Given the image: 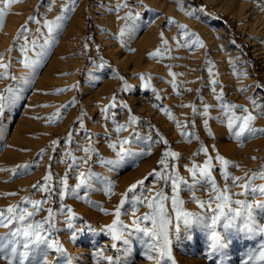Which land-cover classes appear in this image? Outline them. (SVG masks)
<instances>
[{
  "label": "rangeland",
  "instance_id": "374dc122",
  "mask_svg": "<svg viewBox=\"0 0 264 264\" xmlns=\"http://www.w3.org/2000/svg\"><path fill=\"white\" fill-rule=\"evenodd\" d=\"M125 4L127 7H123ZM68 5L69 0H15L11 4L0 0L4 12L0 65L6 66L0 67V75L5 77L0 79V95L11 88L18 96L14 106L0 118V128L4 129L0 137V211L8 215L6 209L10 207L23 210V222L17 212L12 227H0V264H96L94 256L97 264H159L163 237L158 239V228L144 222L154 209H161L168 222L176 264H264V135L245 134L240 142L235 141L216 99L223 92L228 103L238 106L233 110L236 115L245 114L240 108L257 115L258 110L250 103L253 96L264 107V0H77L64 28L51 36L45 22H54ZM130 11L140 15L131 22L136 32L131 37L126 35L125 46L120 43V33L123 15ZM190 12H195V18L189 16ZM181 25L196 33L204 46L195 50L178 46L184 44ZM152 31H159V36L163 33L161 40L168 41L167 49L160 48L161 40L157 42V51L164 49L158 51L157 58L153 55L157 51L141 56L137 44ZM50 39L55 42L46 63L33 78L24 66L29 61L27 55L32 50L40 53ZM101 60L103 69L97 67ZM116 76L124 77L135 91L121 92L123 80ZM140 76L145 79L140 80ZM48 77L56 84L50 90L42 88ZM211 79L217 80L215 94ZM145 83L148 90L143 89ZM152 88L161 97L159 102ZM60 90L67 91L56 94ZM114 102L116 107L112 108ZM123 103L129 105L139 122L137 129L117 134L111 119H104L102 109L108 108L107 115L115 113L116 123L123 124L129 117V110L120 106ZM205 103L211 106L209 128L215 139L209 137L203 119L194 115L191 107L202 110ZM157 105L169 109L180 127ZM252 126L264 128V118L257 115ZM134 131L139 132V139ZM185 131L187 137L181 135ZM149 135L152 142L146 140ZM161 136L167 139V146L160 141ZM129 138L132 144L128 150L137 155L128 157L120 167L101 163V158H117L108 144ZM150 143L152 154L138 155L146 152ZM202 146L208 147L213 157L215 188L208 178L199 173L193 178L187 170L194 164L203 167L207 157L197 155ZM83 147L95 149V153H83ZM164 150L179 153L178 158H169L167 171L159 165ZM69 151L77 157L72 169L71 157L66 155ZM217 154L229 161L227 180L221 175ZM25 165L29 166L27 170ZM154 171L161 173L155 179ZM66 172L69 194L63 201L65 211L71 207L83 219L78 221L76 241L62 223L70 217L58 216L59 197L63 195L59 181ZM49 173L53 177L51 189L44 193L39 188L46 185ZM81 174L86 184L78 194L94 198L93 202L84 203L70 195L78 184L74 177ZM173 179L177 188H173ZM134 183L136 193H128ZM127 195L136 198V209H132L131 202L120 208ZM43 200L48 202L40 205ZM100 207L112 214L104 215ZM117 210L122 212L121 239L114 241L104 232L117 219ZM53 211L56 215L50 221ZM86 222L91 231L84 230ZM40 224L44 239L39 241L34 236L25 237L20 230ZM82 240L87 248L80 243ZM53 241L61 251L49 246ZM149 256L153 259H147ZM161 264L172 262L164 259Z\"/></svg>",
  "mask_w": 264,
  "mask_h": 264
},
{
  "label": "snow or ice",
  "instance_id": "6c2138e0",
  "mask_svg": "<svg viewBox=\"0 0 264 264\" xmlns=\"http://www.w3.org/2000/svg\"><path fill=\"white\" fill-rule=\"evenodd\" d=\"M15 2V0H8V3L11 4ZM77 0H69V5L64 7L61 11H62V15L58 16L56 18V20L54 22H45V27L47 28L48 33L54 37V34L63 29L65 26L66 21L69 19L68 17V13L72 11V9L76 6ZM143 6V5H141ZM123 7H127V4H125ZM183 11V8L181 9ZM190 17L195 18V12H190L188 13ZM139 13H136L135 15H133V13L130 11L128 12V14L123 17V19H125L126 23L124 28L121 30V38H123L126 34L131 37L133 35H135L136 32V26L132 23V21H135L136 19L139 18ZM34 19V18H33ZM4 23V12L2 10H0V27L3 26ZM169 24H175V21H169ZM181 28V34L184 37V44L183 45H178L181 47H187L189 49L195 50V48L200 47L202 48L204 46L202 39L196 35V33L194 32H189L187 29L184 28V26H180ZM161 37L163 39V33H161ZM54 39H50L48 41L45 42L44 45H42V51L40 53L37 54L36 59L31 60V61H27L25 63V67L29 68L31 73H32V77L34 78L37 75V70L38 68L44 63L45 57L49 54V50L52 46V44L54 43ZM35 43V42H33ZM120 43L126 46V41L124 39L120 40ZM233 43H235L233 41ZM163 46L165 49H167L168 47V41L164 40L163 41ZM128 51H132L131 49H128ZM154 56L159 55V52L154 53ZM105 66L104 61L101 60V63L99 65H97L98 68L103 69V67ZM0 67H6L3 65H0ZM210 74H211V69H208ZM173 76H175V73L172 74ZM5 78L4 75H0V79ZM115 78L123 80V86L121 88V92L123 93H132L135 91V86L131 85L128 83V81L126 79H124V77L122 76H116ZM140 80H144L145 77L140 76L138 77ZM212 88L211 91L213 92V94L216 93V86H217V80L216 79H211L210 81ZM256 87H261L259 85H257ZM149 85L148 84H144L143 85V89L144 90H148ZM264 90V89H262ZM67 90H60V92L56 93V94H62L63 92H66ZM242 92H247L248 89H242ZM151 92L153 95H155L156 101H160L161 97L156 93V89L152 88ZM218 103V108L219 110H221L223 112L224 117H226V127L227 130L233 134L235 141L240 142L241 138L245 135V134H250L251 136H258V135H264V128L261 129H257L255 127H253V123L257 120V115L264 118V107L261 106V104L259 103V101L256 99L255 96L250 98V103L253 105L254 109H257V115H253L252 112L249 111L248 108H240L239 110L242 113H245L244 115H236L235 112L233 111L234 109H237L238 106L235 104H231L228 103L225 99H224V94L223 92H221L217 97H216ZM18 100V96H16L12 89H8L7 90V94L5 95H0V118H3L5 111H9L14 104L16 103V101ZM115 100V98H114ZM202 100V98H201ZM203 102V101H202ZM75 103V102H73ZM122 108L124 109H128L129 110V117L126 123H116V114L112 113L111 116L107 115V113L109 112L108 108H104L102 109V112L105 113L106 115L104 116L105 120H109L111 119V121L114 123L115 125V132L117 134H120L124 131H128L129 129H131V131H133L134 129H137V125L139 122V118L136 115H132L131 114V109L129 108V105L127 103H123L120 105ZM158 107H160V110H162L165 114V116L172 121L174 124H176L177 127H180L179 123L176 121L175 117L171 114L169 109H165L160 105H157ZM112 108L116 107V103L114 102L111 105ZM194 115H199L203 121H204V128L207 131L208 135L210 138L215 139V136L213 134V132L211 131V129L209 128V120L211 119L209 117V111L211 106L207 105L206 103L204 104V107L202 110L198 109L195 106H191ZM221 124L225 123V120L221 119L220 120ZM80 127H84L83 123L80 122ZM238 129V130H236ZM235 130V131H234ZM149 133L151 134V130L149 131ZM4 134V129L0 128V137H2ZM159 135V133H157ZM133 135L137 137V139L140 138V134L138 131H134ZM182 136L187 137L189 135V133L187 131L182 132L181 133ZM195 139H199V137L195 134H193ZM68 142H71V135H69V137L67 138ZM146 140L148 142H152V136L149 135ZM160 141L163 142L164 145H168V141L167 139H165L164 137H160ZM191 142V141H189ZM132 144V139H125V140H121L119 141V143H110L108 144V148L111 150V152H113L115 154V156L117 157L116 159H110V160H104L103 158H101V163L102 164H106L108 166H113V167H120L123 164H125L127 162V158L131 157L133 155H137L136 153H132L130 152L129 146ZM82 152L83 153H88V152H92L93 154L95 153V149H92L90 147H83L82 148ZM209 149L206 146H202L199 150V152L197 153V155H199L200 153H203L207 159L203 165V167L201 168L199 165H195L192 168H188L187 170L189 172L192 173L193 178H195L197 176V174L199 173L200 176H204L206 178H208L211 183L212 186L215 188L216 187V182H215V178L212 174L211 169L213 168V157L211 155L208 154ZM150 154H152V149H151V143L149 146V149L146 152L143 153H139L138 155H142L144 157L149 156ZM43 155V153L41 154ZM67 156L71 157V163H69V169H72L73 166L77 165V157L71 152L69 151L67 154ZM179 153L175 152V151H170V150H164L163 154H162V158L159 159V165L162 166V169H165L167 171V169L169 168V158H178ZM215 159L219 162V165L221 167V175L222 177L227 180L229 178V172H228V168H229V161L227 159H225L223 156L217 154ZM64 161L62 160L61 163H63ZM25 170L28 169L29 166L25 165L23 166ZM80 165L78 164V166L76 167V170H79ZM175 167V165H173V168ZM13 172H15V170H13ZM160 171H154L152 174V178L155 179L157 177L160 176ZM94 175V173H89V176ZM169 175H171V173H169ZM77 181L78 184L76 185L75 190H73L70 195L73 197H76L78 200L83 201L84 203H88V197L86 195H79L78 193L81 190V186L86 184V180L84 178V176L78 175L76 177H74ZM52 174L49 173L46 177H45V182L46 185L43 187L39 188V191L44 192V193H49L50 192V185L52 182ZM59 183H61L63 185V195H60L59 200H60V215L61 216H68L70 217L69 220L66 221H62V223L67 225V228L71 231V238L73 241L77 240V234L79 233L77 231V227L80 225L78 221L83 220L81 217H78L77 214L73 211V209L71 207H68L67 210L65 211V205L63 203V201L65 200V197L67 194H69L67 192L68 188H69V176L68 173L66 172L65 175L63 176V179L61 181H59ZM142 183H144V180H142ZM141 187V185H140ZM178 185L175 182V179H173V188H177ZM136 189H137V184H133L128 188V193H136ZM262 191H264V189H262ZM108 192L109 194L112 193V188L109 187L108 188ZM51 196V195H49ZM48 201L47 200H43L40 202V205L42 204H46ZM131 202V207L132 209H136L137 208V202H136V198L133 197V195H131V198L129 199L128 195L125 196V198L120 202V208L123 209L125 207L126 203H130ZM199 203V202H198ZM40 205H37V207L39 208ZM201 206H203L201 204ZM149 207H152V205H149ZM8 215H5V211H0V227L2 228H10L12 227L15 223H16V213L20 212V217L19 219L23 222V210L20 209L19 207L17 208H8L6 209ZM99 211L101 213H103L104 215H109L112 213H108L103 207L99 208ZM53 215H56V213L53 211L49 214L50 216V221H51V217ZM122 215V212L120 210H117L114 212V216L117 218L114 222L111 228H108L106 226V231L104 232V234H106L107 236L110 237L111 240H120L121 239V232H120V228L122 227V225H120V217ZM186 215H190V214H186ZM135 223L139 224V221H134ZM144 222H150L153 224L154 227L158 228V232L155 234L157 236V238L159 239L161 236L163 237V244L162 246L158 249V255L160 257V262L159 264H161V262L164 259H167L169 261L172 262V264H176L175 259L173 258L172 255V245H171V241L168 238V222L164 219L163 215L161 214L159 209H154L153 210V215L152 216H146L144 217ZM185 223H189V221L186 219ZM215 223V221L213 222ZM85 225H87V227L84 230L87 231H91V225L90 223L86 222ZM43 228V225H28L27 227H22L20 230H22L23 235L25 237H35V239L37 241L44 239L41 229ZM137 230H141V229H137ZM49 232L53 231V228H49L48 229ZM80 243H82L84 245L85 248L88 247V244L86 243L85 240L80 241ZM51 248H53L55 251L59 252L62 249H60L57 246V243L55 241H53L50 245ZM94 259L96 261L97 264V260L94 256ZM147 259L152 260L153 257L149 256L147 257ZM45 264H47V262L45 261Z\"/></svg>",
  "mask_w": 264,
  "mask_h": 264
},
{
  "label": "bare ground",
  "instance_id": "6f19581e",
  "mask_svg": "<svg viewBox=\"0 0 264 264\" xmlns=\"http://www.w3.org/2000/svg\"><path fill=\"white\" fill-rule=\"evenodd\" d=\"M123 17H124V15H123ZM125 23H126V21L123 23V25L121 26V30L124 28V26H125ZM129 23H131V22H129ZM14 33V32H13ZM127 35V34H126ZM126 35L123 37V39H125V37H126ZM160 34H159V31H152L151 33H149L146 37H145V39H143V40H141L140 42H138L137 44H139V52L141 53V56H144V54L146 55V53L147 54H151L152 52H154V51H157V42L158 41H160L161 39H162V37L161 36H159ZM9 37H11V36H9ZM161 37V38H160ZM160 38V39H159ZM126 40H128V38H126ZM162 41V40H161ZM163 42V41H162ZM158 44H160V43H158ZM161 45V44H160ZM159 45V46H160ZM163 47V44L161 45V47L160 48H162ZM164 48V47H163ZM165 49V48H164ZM164 49H158V51L159 50H164ZM157 51V52H158ZM161 52V51H160ZM165 54H166V51L164 52ZM163 53V54H164ZM37 54V52H35L34 50H32L31 52H29V54L27 55V57H29V61H30V59L31 58H33L32 56L33 55H36ZM161 54V53H160ZM164 54V55H165ZM164 55H160V56H164ZM148 56H151V55H148ZM158 56V55H157ZM157 56H156V58H157ZM166 56V55H165ZM153 57V56H152ZM159 57V56H158ZM46 58V57H45ZM144 58H146V59H148V57H144ZM151 58V57H150ZM155 58V59H156ZM165 58V57H164ZM145 59V60H146ZM47 60V59H46ZM152 60L153 61H156V60H154L153 58H152ZM158 60H159V58H158ZM157 60V61H158ZM161 60V59H160ZM160 60H159V62H160ZM163 61H164V59H162ZM162 60H161V62H162ZM170 60V59H169ZM18 61H20V60H18ZM149 61H151V60H149ZM152 61V64L154 63ZM168 61V60H167ZM167 61L165 60V62H166V64H167ZM172 61V60H171ZM19 63H21V62H19ZM46 62H44V64H45ZM58 63H60L59 64V66L57 65ZM58 63L56 64L59 68L62 66V64H61V62L60 61H58ZM172 63V62H171ZM148 64V63H147ZM150 64H151V62H150ZM150 64H149V66H150ZM157 64V63H156ZM163 64V63H162ZM61 65V66H60ZM164 65V64H163ZM25 66V65H24ZM54 66H55V64H54ZM138 66V65H137ZM141 66V65H140ZM144 66V65H143ZM152 66V65H151ZM150 66V68H152ZM154 66H156V65H154ZM167 66V65H166ZM171 66V65H170ZM40 67H42V65L40 66ZM161 67V66H160ZM55 68H56V66H55ZM140 68V67H139ZM144 68V67H143ZM146 69V68H145ZM154 69V68H153ZM157 69H159V64H158V68ZM165 69V68H164ZM167 69V68H166ZM165 69V70H166ZM162 70V69H161ZM165 70H164V72H165ZM51 71V70H50ZM55 71V70H54ZM154 72H156V71H154ZM163 72V71H162ZM161 72V73H162ZM163 72V73H164ZM30 73V72H29ZM49 73V72H48ZM47 73V74H48ZM61 73H62V71H61ZM158 73H159V71H158ZM163 73H162V76H163ZM151 74V73H150ZM165 74H166V72H165ZM55 75V74H54ZM146 75V74H145ZM51 76V75H50ZM56 76V75H55ZM151 76H152V74H151ZM161 76V77H162ZM52 77V76H51ZM161 77H159V78H161ZM158 78V77H157ZM52 79V78H51ZM51 79H50V77H48L47 78V81H45V83H44V87L42 86V88H44V89H49V88H52V87H54V82H52L51 81ZM55 79H53V81H54ZM164 81V79H161V81ZM56 81H58V80H56ZM41 82H43V81H41V79H40V81H39V83H40V85H41ZM58 83V82H57ZM56 85V84H55ZM62 86V85H61ZM40 88V87H39ZM57 88V87H56ZM43 89V90H44ZM39 90H41V89H39ZM50 90V89H49ZM53 90V89H52ZM45 91V90H44ZM46 92V91H45ZM44 98V97H43ZM35 100H39V99H35ZM43 101V100H42ZM41 101V102H42ZM45 101V100H44ZM43 101V102H44ZM38 102V101H37ZM40 102V103H41ZM48 102V101H47ZM47 102H45V103H47ZM38 104V103H37ZM42 104V103H41ZM30 127V126H29ZM64 154V153H63ZM117 169H119V168H117ZM106 177V176H105ZM87 188H89V187H87ZM145 200V199H144ZM177 200V199H176ZM93 201H95L94 200V198H92V197H90V198H88V202H93ZM146 201V200H145ZM73 202V201H72ZM99 202V201H98ZM100 203V202H99ZM118 203V202H117ZM179 202H178V200H177V204H178ZM168 204V203H167ZM97 206V205H96ZM98 206H99V204H98ZM174 206V205H173ZM177 206V205H176ZM181 207V206H180ZM151 208V207H150ZM166 209V208H165ZM173 209V211L175 210L174 208H172ZM60 210V209H59ZM59 210H58V216L60 217L61 215H60V212H59ZM161 210V209H160ZM169 210H170V208H169ZM177 211V210H176ZM202 211V210H201ZM172 212V211H171ZM63 217V216H62ZM66 219V218H65ZM211 221V220H210ZM214 221V220H213ZM248 221V220H247ZM210 223V222H209ZM211 225V224H210ZM209 225V226H210ZM208 226V225H207ZM243 226V225H242ZM195 230V229H194ZM128 244V243H127ZM131 247V246H130ZM208 251V250H207ZM212 251V250H211ZM214 253V252H213ZM217 257V256H216ZM218 258V257H217ZM220 259H222L223 260V258H221L220 257ZM219 260V259H218Z\"/></svg>",
  "mask_w": 264,
  "mask_h": 264
}]
</instances>
